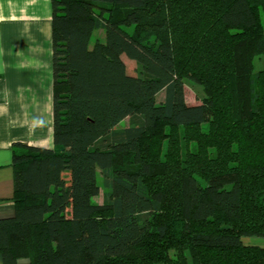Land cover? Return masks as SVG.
<instances>
[{"label":"trees","instance_id":"obj_1","mask_svg":"<svg viewBox=\"0 0 264 264\" xmlns=\"http://www.w3.org/2000/svg\"><path fill=\"white\" fill-rule=\"evenodd\" d=\"M51 10L53 147L13 148L3 264H264V0Z\"/></svg>","mask_w":264,"mask_h":264},{"label":"crops","instance_id":"obj_2","mask_svg":"<svg viewBox=\"0 0 264 264\" xmlns=\"http://www.w3.org/2000/svg\"><path fill=\"white\" fill-rule=\"evenodd\" d=\"M51 15V0H0V218L14 214L13 148L53 147Z\"/></svg>","mask_w":264,"mask_h":264},{"label":"rangeland","instance_id":"obj_3","mask_svg":"<svg viewBox=\"0 0 264 264\" xmlns=\"http://www.w3.org/2000/svg\"><path fill=\"white\" fill-rule=\"evenodd\" d=\"M262 24H263V28H264V18H261ZM96 38H99L101 41L103 40V32L102 30H95L93 32V34L91 35V39H90V44L91 45L94 40ZM124 63L126 65V69L129 73L131 74H137L138 73V68L135 64L134 61L126 58L125 56L123 57ZM253 66H254V72L262 69L264 67V57L263 56H257L254 58L253 60ZM184 94H185V100L188 104H197L200 102L202 96H203V92L200 86L187 81L185 83L184 86ZM163 96V93L160 92L157 95V100L159 101ZM127 122V119L125 121H123L122 123H120V127H123ZM203 129H207L206 125H202ZM182 146H184V142L181 141ZM169 145V141L165 140L163 142L162 145V152L164 153ZM195 177L197 178V180L199 181V183L204 184V181L202 179L199 178V176L197 174H195ZM97 183L99 186V192L97 195H95L92 198V202L93 203H102L103 199H104V195L107 192V189L102 185V177L99 173V171L97 172ZM241 241L243 244H247V245H257V246H262L264 247V237L261 236H242L241 237Z\"/></svg>","mask_w":264,"mask_h":264}]
</instances>
